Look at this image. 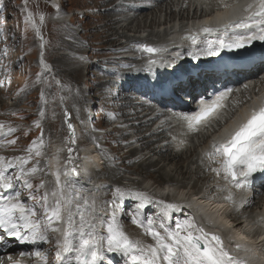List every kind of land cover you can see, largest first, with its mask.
<instances>
[{"label":"rangeland","instance_id":"obj_1","mask_svg":"<svg viewBox=\"0 0 264 264\" xmlns=\"http://www.w3.org/2000/svg\"><path fill=\"white\" fill-rule=\"evenodd\" d=\"M12 1L13 0H11V2ZM39 1L40 0H16L15 4L11 5V2L5 0L6 6L0 5L1 9L5 7L3 28L1 29L3 34L2 44L5 46V51L1 52V54L5 55L2 56L0 61V76L2 74L10 79V96H12L11 93L15 90L18 91L19 94L25 93L23 97L17 101L16 106L24 103V106L27 107L30 114L33 116L32 126L28 130V132H30L33 136H30V138L24 143H16V148L14 149L27 156H30L31 152H34L35 150L36 154H38L29 158L24 166L15 168L10 173L9 177L14 179L12 182L18 184V192L22 191L21 195L17 196L18 200H21L25 206L29 208V210L31 209L33 211L35 221L37 222L40 221L41 215L46 212L47 208L46 204L44 202L42 203L41 195L36 184L38 175L40 174L39 169L44 168V174L50 170L49 168L52 166V161L50 162L49 158L52 156L51 153L53 152L51 148L47 151L43 148V146L37 148V145L43 144V140L52 141L57 137H61V139L63 138L65 143H70L68 138L70 139L72 135L68 137V130L64 121L65 112H68V122L72 123L73 128H76L77 126L79 128V137L77 134L78 138L75 144V152L78 157H81V149L84 147L95 146L94 143L99 140V130L101 128H108L112 121L111 117L115 116V113L111 112V105L107 102L108 105L105 112L109 113V115H105L104 117L103 101H99V97L105 95L104 87L108 79L107 76L103 75V73L108 70L104 69L99 64L89 66L87 71L84 67L81 71H75V73L73 70H69L76 64L75 58L67 51L71 49L73 52L82 53V51H84V53H86L89 51V47H87V45H89L90 47H95L94 50L99 49L102 52H107V49H110L111 47L109 45H105L104 42L108 38H112L108 36L110 32H108L104 26L108 25L106 27H111L108 20H113L104 16L106 19L104 24L102 15L98 13L94 16L88 17L89 24L93 26V28L89 29L90 35H87L86 37L84 35L85 33L82 32V34L78 36L76 33L78 31L77 26L71 27L64 23L54 22L57 17H55V19L54 17H51L53 12L49 18H44L42 20L41 17L43 9H38ZM69 1L73 5L77 4L86 8H88L91 4L99 6L103 3V0H91L90 2H86V0H75L74 2L71 0ZM2 3L3 0H0V4ZM29 3H31V9H28ZM70 4H66L64 9L66 10L65 7H68ZM2 15L3 14H1V17ZM117 17L121 18L122 14L119 13ZM35 19H37V21ZM138 19L140 18L138 17ZM143 20L144 21L142 23L140 21V23L137 22V24H144L147 19L144 18ZM120 25L125 24L121 22ZM31 26L32 30L29 29ZM164 26H166V24L163 25V27ZM84 27H87V25H84ZM21 28L24 29V37L20 35ZM39 33L45 34L44 37L47 38L45 51L42 54L45 60L43 65H47L48 67L51 66L52 71L55 73L54 77L56 76L60 80V84L57 79L53 78V80H49L48 85H41L40 76L44 73V71L40 69L37 57H34V46L37 41V34ZM114 33L116 34V29L112 30V34ZM129 33L131 34V32ZM118 35H121L120 30H118ZM153 36L156 37L155 35ZM156 38L159 37L157 36ZM72 40H74L75 43L71 44L70 41L72 42ZM111 42L114 44L116 39L113 38ZM107 44L109 43L107 42ZM91 52L94 56H99V52H96V54H94L93 51ZM106 52L104 53L105 55H107ZM85 72H87V74H85ZM32 90L34 91L32 92ZM30 92L31 94H29ZM33 95H35V98L31 99ZM113 108L115 110L116 106ZM14 119L19 121L22 117H14ZM39 122H43L44 129L39 127ZM22 131L23 130L19 129L18 133L20 134ZM71 131L73 132V130ZM95 132L97 135L93 136ZM116 137V134L109 136L107 143L108 149H113L117 146ZM18 138L20 139L21 136H18ZM105 152L107 151L103 149V153ZM103 153L97 152L96 154H92L97 157V160H99L100 163H106L108 161L106 165L104 164L105 166L100 164V169L98 168L97 171V177L100 178V182L102 184V187L98 186L100 189L97 191V197H99L100 194H104L103 203L105 204V208H107L108 212H111L114 216V218H110L104 223L105 238L103 239V250L105 253H108L110 250L114 249L119 253V259H121L123 253L125 252L123 240L126 236L131 235L135 237L136 241H139L141 237H144L139 242L140 247L147 250L148 253H152L158 257L157 253L160 252V250L152 246L143 234L146 233V229L140 224L146 223V221H139V217L136 213L137 211L135 212L134 209L137 207L138 211L141 212L144 209L147 210L151 207V209L155 211V216L163 224H165L166 232L169 233L170 227L172 226L173 216V209H171V206H173L172 201L164 202V199L158 198L153 192H150V196H146L147 193H144V191H147L146 188H143L144 191L139 190L144 181L137 180L140 179L137 176H135L137 179L125 178L126 176L130 177V175H128V171L132 174L146 178L147 174L145 176V173L147 172L145 170V173H140L141 171L133 173L135 168L141 170L142 165L136 166L128 164L124 166L123 164L120 165L119 161L117 162L118 164H116V162L111 161L113 156L106 155L105 157H102ZM44 154L46 155V158H43ZM2 155L3 154H1V157ZM122 155V152L118 153L117 160H119ZM121 159L129 160L128 158ZM8 162L10 167H16L17 165L13 159H10ZM180 162H182V160ZM169 165L172 166V162H170ZM177 171H175V173H177ZM184 175L179 174V176L182 177ZM129 180L134 183L130 188H126V184ZM161 180L164 181L165 179H162L161 177ZM136 183L138 184L137 187H135ZM146 183L149 184L148 181H146ZM124 193H129L130 195L125 196L126 194ZM140 193L143 195H140ZM97 199L99 201V198ZM136 199H139L142 202L133 201L131 202V210L126 208L125 205L128 204L130 200ZM173 211L174 213H180V211L177 210ZM186 216L188 225H190V222L195 223L192 214H187ZM115 220H118L119 222L118 228L115 224ZM196 224L198 223L196 222ZM189 230L190 227L188 231ZM176 231L177 230H173V232ZM46 232H42V234H46ZM50 233L52 234L51 230ZM192 233L193 232H191V234ZM191 234L184 237H181L184 234H180V238L177 241L182 244L185 243L184 245L188 247L189 242L187 237H190ZM52 239L53 238H51V240ZM171 239L176 240L173 236ZM209 243L212 242L209 241ZM167 245L173 252L177 249L180 250L179 245H171L169 243ZM203 246L204 249L202 251L206 250V245L203 244ZM54 247V244L50 243L49 240L43 241V248L47 251V260H51L53 257V253L56 250ZM202 251L201 253L203 255L196 253L198 254L196 256H199L202 259H208ZM206 253L209 255L208 251H206ZM190 255H194L193 251L186 254L187 257H190ZM167 257L168 255L166 258H163V261H166ZM196 258L199 259L198 257ZM107 261L108 263L110 262L108 259ZM49 263L50 262H47V264ZM196 264L199 263L197 262Z\"/></svg>","mask_w":264,"mask_h":264},{"label":"bare ground","instance_id":"obj_2","mask_svg":"<svg viewBox=\"0 0 264 264\" xmlns=\"http://www.w3.org/2000/svg\"><path fill=\"white\" fill-rule=\"evenodd\" d=\"M247 0H228V5L230 6H239L241 4L245 5ZM106 3H114V0H106ZM191 3V2H189ZM169 5L175 8L179 7V0H162L156 2L154 7L150 8H137V9H130V8H125L123 7L122 4H115L111 10L106 12L104 16L108 17L111 20H108L109 25H111V29L115 30L116 28L114 27L118 22H119V13L125 14L126 20L129 21V24L132 25L134 24L136 29H145V30H150L152 26L156 24L154 21L153 17L156 15V13H161L164 12L165 10L168 9ZM209 6V5H208ZM211 6L213 9H215L218 5L213 1L211 3ZM232 6V7H233ZM235 6V7H236ZM181 10H183L181 6ZM137 12L139 15H141L142 19H149L148 24H137V21H135L132 17L131 14ZM60 19L64 18L63 16H59ZM168 18L171 20L172 17L168 16ZM165 25L164 23L159 25V27ZM108 26V25H106ZM105 26V27H106ZM167 26V25H166ZM111 30V31H112ZM124 30H128L127 28H124ZM164 30H167L165 28ZM178 32L175 30V33L178 34ZM115 34V33H114ZM161 37L158 32L151 33L144 37H137L133 38L130 41L136 42L138 44V48L135 50L138 52L141 56L144 57V59H148L149 57H152L151 54L147 51H144L139 48V46L144 45V43L148 40L154 41L157 39L156 37ZM119 36V35H118ZM113 39V38H112ZM112 39L108 38L106 43L108 42L109 44H112ZM111 40V41H110ZM115 41V40H114ZM113 41V42H114ZM129 40H127L128 42ZM111 42V43H110ZM174 45V48L176 49L178 47L177 40L169 41V45ZM165 44H161L159 47L162 48ZM118 47L122 48V44L118 45ZM148 57V58H146ZM134 62H129V61H119L116 63V65L120 68L122 67H130L133 65ZM119 70L116 71L115 74H119ZM263 82H257L258 84L257 87L253 88V86H248L249 93L251 90L256 91L258 88L261 87V84ZM242 92L240 93V97L244 96L246 94L247 89L241 90ZM256 96V95H254ZM111 100L119 101L121 102L120 107L121 108H131L134 112L130 114L131 117H134L135 121H139V116L140 114L146 110V114L142 115L143 118L146 116L150 115L149 112L154 113V110L151 109V107L146 109H143L141 111H135L133 108V103H134V98H131L127 95L126 91H123L122 89L119 90V93L117 96L114 98L112 96ZM164 115L159 116L158 114H155V121L159 120L160 118L166 117L168 115L172 114V111H163ZM151 120L144 121L143 123H140L139 125H136V129H134V132H139V128H142L145 126L146 123H148ZM155 124V123H154ZM72 132V137L69 139V144L63 142L61 137L54 143V148L52 152V156L50 159V162L52 161V166L49 168L50 170V177L55 181V188L57 189L58 194L61 196L62 202L60 203L61 209L63 210L64 207H67V210H64V212H61L60 217L61 220H57L58 223L54 224L56 228V232L60 231L62 232L61 235V247L66 251L67 249L69 251H79L81 247V243H83L86 239L95 236L98 241V249L102 257H105V255L101 252L103 250V239L105 238V232H104V223L110 219L114 218L113 214L111 212H106L105 204L104 202V194H100L99 197H97V193H93V190H99L97 186V181L95 182L94 180L97 178L96 176H93L94 170L92 169L93 166L97 165L99 163V160H97V157L92 155L96 154L94 152L93 147H84L80 151V156L82 158L81 160H76L73 161V157L75 156V144L77 142V138L79 137V128L78 126L76 128L71 127ZM131 128L127 127L124 132L129 131ZM78 134V137H77ZM140 142L139 149L140 150H146L149 153L154 152L155 148L153 147V140L152 141H146V137H142L138 140ZM77 147V146H76ZM66 149L68 154H62L61 150ZM73 151V152H71ZM79 152V151H78ZM185 153H180V152H174L172 153V150L166 146L161 147L159 149V154H158V161L153 162L150 158L149 155H146L142 157V159H132L130 160L131 156H124V158H128L129 162L124 164L122 162L120 165H128V164H133L136 166L142 165L141 170L139 169H134V172H139L143 173L144 170L148 172L150 169L149 168H154V166L157 163H167L170 164L172 162V168L174 171H177V175H184V171L181 170V160H184ZM62 157V159H61ZM127 160V159H126ZM80 162V163H78ZM44 163V162H43ZM190 164L194 165V162L190 160ZM130 166V165H129ZM99 168V167H98ZM140 168V167H139ZM125 169V168H124ZM1 172V171H0ZM180 172V173H179ZM201 172V168H199L197 172L198 174ZM91 173H93L91 175ZM113 173V171H112ZM111 173V174H112ZM145 173V172H144ZM110 176V175H109ZM146 176V173H145ZM160 177L162 179H165L164 181L166 182H173V183H178V184H183L181 181V178H171L169 177L168 174L166 173H161ZM198 182L197 184L202 183L204 180L208 179V175H203V176H198ZM116 180V178H115ZM114 180V181H115ZM210 183V182H208ZM207 183V184H208ZM229 186H231L230 182H228ZM137 183L136 186L137 187ZM102 187V186H101ZM214 188H211L213 190ZM176 192V197L173 199L174 205L178 204L181 206L183 209L182 212L173 214L172 217H180V223H177V227L179 228V233L177 236H175L176 240H178L180 237V234H185V236H188L190 232H193L190 236L196 238L197 241L202 243V245H206V250L202 251L208 259H202L199 256H196L199 254H202L199 249L195 246V248H191L188 246L187 248H183L182 251L186 252V254L190 253L193 251L194 255L188 256L190 260H192L194 257H198L200 264H225L224 259H223V254L225 253L223 246L221 245L220 239L216 238L213 239L212 236H209V234H215L217 235L219 232L215 230L214 227H210L207 225H203V219L205 221H209L210 215L216 220L219 221L222 218V213L220 212V209L213 204H210L206 202L205 200L201 199V196H198L197 193H192V192H187V191H179L177 189L173 190ZM217 197L220 198L221 195L225 194L224 191L219 194L218 191L216 192ZM2 194H0L1 196ZM197 197H200L197 200ZM99 198V204L96 202ZM258 199V197H256ZM101 200V201H100ZM192 209V214L196 216L195 222L198 224H195L193 222H190V225H188L187 221L184 219L183 213L189 212V209ZM175 210V208H173ZM180 209L179 207L176 206V210ZM135 212L137 213L138 217H142L141 212L138 211V208L136 207ZM107 213V214H104ZM173 213V212H172ZM146 214H150L152 220L155 222L154 224L147 222L145 223L144 227L146 229L147 235L150 237V239L154 240L156 243L159 245H156V247H161L160 250L163 255H159L160 258V264H165L163 260L161 259L162 257L165 256V252L169 253V247L167 246V241L171 240L172 235L166 232V226L163 224L156 216H155V211L151 209L150 207L146 210ZM203 218V219H202ZM64 219V222H68L67 227L65 231L61 229V224L62 220ZM239 222V221H238ZM264 222V219H263ZM240 223V222H239ZM115 224L117 228L119 227V222L118 220H115ZM241 224V223H240ZM193 225V226H192ZM242 225V224H241ZM53 226V225H52ZM188 226V227H187ZM225 226V225H223ZM190 227V230L188 231ZM264 229V223L260 226V229ZM132 236H129V238ZM262 237L263 240L262 245H255L253 242L249 243L247 245L248 249H254V253L246 259V262L248 261V264H264V255H262V249L264 248V231L262 232ZM126 239V238H125ZM125 239L123 241V247L125 245ZM232 242L234 241V244L237 245L233 250V253L238 254L237 258H240V255H242V258L240 260L232 259L231 255L230 256V263L229 264H238L241 262H244L243 258L246 257V252L244 253L243 248L240 247L239 242L237 241V237L234 235H231ZM211 241L212 243H209ZM172 244V242H170ZM120 244V243H119ZM164 244H166L164 247ZM185 244V243H184ZM193 246V245H192ZM232 247L234 245H231ZM140 248V247H139ZM141 249V248H140ZM204 249V248H203ZM116 251L114 249L110 250L109 252ZM126 251V250H125ZM208 251V254L206 253ZM228 251H231V248L228 247ZM143 252V251H141ZM256 252H259L257 255H255ZM145 253V252H143ZM104 263L103 264H108V261L106 258L103 259ZM173 264H177L174 262Z\"/></svg>","mask_w":264,"mask_h":264},{"label":"water","instance_id":"obj_3","mask_svg":"<svg viewBox=\"0 0 264 264\" xmlns=\"http://www.w3.org/2000/svg\"><path fill=\"white\" fill-rule=\"evenodd\" d=\"M68 117V114H66V118ZM67 125H68V128H69V135L71 136V134H72V131H71V129H70V127H72L71 126V124H68L67 123ZM192 242H193V244L195 245V246H197L198 248H200L201 249V246L200 245H198L197 243H196V241L195 240H192Z\"/></svg>","mask_w":264,"mask_h":264}]
</instances>
